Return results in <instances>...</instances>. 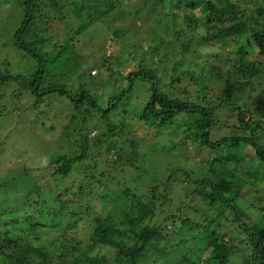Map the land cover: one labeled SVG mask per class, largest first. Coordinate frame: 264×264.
I'll return each instance as SVG.
<instances>
[{
	"label": "trees",
	"instance_id": "trees-1",
	"mask_svg": "<svg viewBox=\"0 0 264 264\" xmlns=\"http://www.w3.org/2000/svg\"><path fill=\"white\" fill-rule=\"evenodd\" d=\"M96 1L19 0L21 18L13 28L11 44L24 54L28 67L15 72L5 57L0 63V87L18 83L13 95L19 108L29 97L33 107L46 105V110L49 103L66 100L71 110L62 133L68 153H56L48 162L52 184L46 190L38 184L33 187L35 204L40 206L36 212H28L31 206L27 205L21 216L7 215L11 223L0 221V264H228L231 256L244 255V264H264V222L253 219L254 210L261 212L259 220L264 218L260 207L264 174L252 165V156L242 153L248 147L254 160L264 163V105L258 106L255 117L237 106L238 100L251 97V101L253 94L264 101V0L184 2L183 10L175 11L185 18L191 15L192 27L204 25L205 43L232 42L227 44L230 54L221 60L229 61L227 70H208L205 83V78L201 81L191 71L177 73L176 67L184 64L179 61L167 80L158 74L157 66L152 67L160 45H169L159 36L146 40L145 49L138 45L150 57H140L135 69L119 71L123 84L114 86L115 93L100 89L102 80L112 85L111 56L89 61L79 45V35L90 25L107 26L112 11H123L121 0H108L106 5ZM155 1L164 6L168 0ZM199 4L205 6L204 15L196 20ZM68 7H72L75 27L62 24L57 37L53 21H66ZM166 17L175 27L178 22L172 13L163 19L169 29ZM179 31H173L175 36L179 37ZM100 45L105 46L104 40ZM212 59L219 62L217 54ZM97 65L99 73L91 74ZM184 76L194 90L178 89ZM255 81L262 87L256 88ZM138 84L144 103L114 119L112 113L131 100ZM222 107L237 110L229 125L218 115ZM3 116H8L7 110ZM145 127L153 131V140L143 151ZM93 129L98 131L92 136ZM157 137L163 138L158 147ZM220 156L227 158L225 162ZM93 199L111 201L113 212H95L90 205ZM120 207L124 212L118 216ZM90 214L87 248L70 243L71 228ZM45 226L60 227L65 233L58 241L55 237L35 244L42 238L39 228ZM239 238L246 254L233 248V240ZM103 247L114 252L112 262L105 254H89L92 248Z\"/></svg>",
	"mask_w": 264,
	"mask_h": 264
},
{
	"label": "rangeland",
	"instance_id": "rangeland-1",
	"mask_svg": "<svg viewBox=\"0 0 264 264\" xmlns=\"http://www.w3.org/2000/svg\"><path fill=\"white\" fill-rule=\"evenodd\" d=\"M21 1L23 0H20V2ZM67 1L68 4H70L73 0ZM186 1L189 0H183V2L179 3H177L176 0H168L165 3L166 5L163 6L156 3L155 0H121V8L123 11H120L118 8L112 11L106 18L107 26H102L97 22L90 25L79 35L82 42L79 44L81 46V53L88 57L89 61L94 58L99 60L101 56H111V64L115 70L110 78L112 85L107 86L102 80V86L100 87L101 91H105L107 88L108 91L117 92L114 86L123 84L119 71H124V73H126L129 70L135 69L140 57L143 56L144 59L150 57V54L141 53L138 45H141L140 47L145 49L148 45L146 40H151L159 36L169 42V45L168 47H165L164 44L160 45L159 54L153 55L154 62L152 63V67L153 65L157 66L158 74L164 76L165 79L168 80L171 77L173 69L176 67L175 63L179 61H182L184 64L176 67L175 71L177 73L186 70H188V72L191 71L195 76H198L201 81L205 78V83L209 76V74H207L208 70H214V72L216 70L222 72L227 70L229 61L222 62L221 60L225 59V56L230 54L227 44L232 42H228L225 46L219 42L211 44L205 43L202 39L206 30L204 25H198L197 28L192 27V22L188 21L191 15L185 18L180 14V11H177L183 10V6H185L184 2ZM20 2L19 0H15V2L12 0H0V63L8 56L12 64V69L15 72L22 73L25 72L28 67L23 61L24 54L14 50L11 44L13 28L21 18V10L18 6ZM96 2L100 5L109 3L108 0H97ZM175 4L177 5L175 6ZM204 7L203 4H199L198 8L194 11L195 17L192 14L193 18L200 20L204 15ZM175 8L177 9L176 11ZM66 11L68 15L66 21L63 20L61 23L57 20L53 21L54 25L52 24V29L53 32H56L57 37L62 33V24L63 26L66 25L71 27V29L75 27L72 7H68ZM170 12L172 13L171 18H174L178 23L175 28L172 26L170 18L166 17L169 21V25H171L168 29L163 19L164 15ZM175 29L177 31L180 30L179 32H181V34L179 37L175 36L173 33ZM120 31L123 32L122 36L117 37L114 35V32ZM53 34L55 35V33ZM101 40H104L105 46L100 45ZM239 40H243V38ZM1 44H4V46ZM184 44H190L189 49L183 48ZM213 54H217L219 62L215 63L213 61ZM165 56L167 57L165 58L166 60L159 62V58ZM262 61L264 62V58H262ZM262 72V74H264V70ZM93 73H95V75L99 73V65L91 69V74ZM104 75L105 73L102 74L101 71V76ZM13 83H5L4 86L0 87V106L2 107L0 109V221L2 223H11V219L7 217L11 212L10 215L13 217H16L19 213L21 216L23 214L21 212L27 205L33 208H30L28 212H36L35 210L40 206L35 204V195L32 193L33 187L38 184L42 185L46 190L47 185L52 184L50 169L47 167L48 162L53 159L56 153L57 156L68 153L64 152L68 148V141L65 138V133H62L64 125L68 122L71 110V108H68L67 101L61 100L59 102V100H55V102L49 103L50 108L46 110V105L36 108L33 107V100L29 97L23 99L22 102L25 103L23 107L19 108L15 105L17 98L13 95V87L16 88L18 83ZM177 85L179 86V90L184 87H186L185 89L194 90L192 81L185 78V76L182 82ZM257 87L262 86L256 82V88ZM255 95L256 94L252 95L251 101L250 97L249 99L238 100L240 102L237 103V106L249 110L250 115L254 117L258 115V113H255L258 106L261 104L264 105V101L258 99L257 96L255 97ZM145 100L143 89L140 88L138 84L136 91L132 94L131 100L114 111L112 113L113 118L119 119V113L130 114L133 111L135 112L137 106H141ZM99 101L102 104L104 102L103 98H100ZM241 101L244 102L242 103ZM3 109L8 111V116L6 118L3 116L6 110L4 111ZM236 113L237 110L235 109L231 111L226 107H222L218 115L223 119L225 124L229 125L235 121ZM143 130L147 132V134H144L141 138L143 140L141 148L144 151V149L146 150L148 148L150 139L153 140V137L150 136V131L152 133L153 131L149 130L147 127L143 128ZM97 131V129L90 130V134H97ZM141 131L142 130L139 132L141 133ZM40 137L42 140H40ZM262 140L264 141V130H262ZM41 141L44 144H42ZM154 141L158 147L163 143V138L157 137L154 138ZM152 148L154 149L155 146H151V149ZM245 149L246 151L242 153L252 156V165L264 174V163L256 162L253 158V152H251L248 147ZM56 150L58 151L55 152ZM109 158L113 159L114 156ZM219 159L225 162L227 158L225 156H220ZM107 164L112 166L110 159ZM263 182L260 186H264ZM251 201L254 203L257 202L255 198L251 199ZM90 205L95 212L101 215L110 213V211L113 212L114 208L113 203L108 200L102 203L99 199H93ZM241 206L247 210V206L244 203L241 202ZM260 207L264 211L263 196L261 198ZM123 212V207L116 210L118 216H121ZM253 215V219L257 223L264 222V218L259 220L261 215L260 211L254 210ZM91 217L92 215L90 214V216L85 217V219H80L77 226L71 228L72 231H70V229L68 230V232L70 231L68 237L73 239L70 243H80L82 248L85 247V242L88 240L90 234L89 222ZM63 224L62 221L61 226H63ZM59 228L60 227L55 228L50 226L39 228L38 234L41 235L42 238L39 241H34V243L44 242L45 239H54L55 237H57L58 241L65 233ZM29 237L32 239L33 235L30 234ZM226 239L229 238L227 237ZM233 245L235 246H233V248L240 254H246L248 251L244 248V241L242 242L240 238L239 240H233ZM89 254H105L110 262H112L114 258V252L110 251L107 247L100 249L92 248ZM243 257H245V255L242 257L231 256L228 264H244L245 261L242 259Z\"/></svg>",
	"mask_w": 264,
	"mask_h": 264
},
{
	"label": "built area",
	"instance_id": "built-area-1",
	"mask_svg": "<svg viewBox=\"0 0 264 264\" xmlns=\"http://www.w3.org/2000/svg\"><path fill=\"white\" fill-rule=\"evenodd\" d=\"M95 72V71H94Z\"/></svg>",
	"mask_w": 264,
	"mask_h": 264
}]
</instances>
